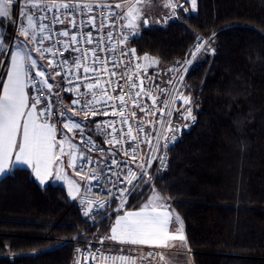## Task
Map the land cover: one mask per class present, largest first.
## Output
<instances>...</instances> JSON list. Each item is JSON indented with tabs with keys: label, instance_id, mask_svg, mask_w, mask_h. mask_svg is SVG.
<instances>
[{
	"label": "trees",
	"instance_id": "obj_1",
	"mask_svg": "<svg viewBox=\"0 0 264 264\" xmlns=\"http://www.w3.org/2000/svg\"><path fill=\"white\" fill-rule=\"evenodd\" d=\"M3 24L9 43L13 27ZM200 36L211 50L184 82L197 124L170 148L165 171L150 169L127 208L155 188L182 220L192 264H264V0H196L180 21L143 26L133 45L140 59L156 60L153 71L188 58ZM24 169L0 181V264H69L67 239L109 231L112 216L89 220L65 187L40 186Z\"/></svg>",
	"mask_w": 264,
	"mask_h": 264
},
{
	"label": "built area",
	"instance_id": "obj_2",
	"mask_svg": "<svg viewBox=\"0 0 264 264\" xmlns=\"http://www.w3.org/2000/svg\"><path fill=\"white\" fill-rule=\"evenodd\" d=\"M136 1L19 0L8 18L15 39L28 26L27 16L19 15L20 11L33 17L34 48L57 78V85L47 81L42 85L44 77L28 68L40 112L50 106V114L41 115L42 120L57 119L56 98L66 95L72 110L91 123L80 146L71 149L69 165L80 180L73 203L93 222L127 208L132 194L120 190L126 186L122 181L129 179L125 175L128 169L134 177L143 172V178L153 166L165 171L170 148L198 119L192 93L184 89V82L197 59L211 50L210 37H198L188 58L152 71L143 66L133 45L139 29L126 17ZM190 14L188 8H176L156 19L145 17L143 23L147 28L164 27ZM33 84L42 90L37 92ZM47 85L52 86L50 91ZM171 137L174 139H166ZM133 182L135 192L140 182ZM66 241L74 243L69 264H122L119 257L129 258L128 264H157L167 251L164 246L113 243L105 234Z\"/></svg>",
	"mask_w": 264,
	"mask_h": 264
},
{
	"label": "snow or ice",
	"instance_id": "obj_3",
	"mask_svg": "<svg viewBox=\"0 0 264 264\" xmlns=\"http://www.w3.org/2000/svg\"><path fill=\"white\" fill-rule=\"evenodd\" d=\"M14 3L18 4L19 0H0V17H11V7ZM191 4L193 9H195L196 0H191ZM19 15L27 16L28 25L29 27L32 26V16L28 15L24 10H21ZM12 22L15 23L14 20ZM25 32L26 29L22 28V34ZM63 34L66 35L67 33ZM9 55L11 56L12 67L8 73V82L3 87V95L0 96V174H6V169H8L10 162L13 167L17 165H29L34 171L35 177L43 183L44 177L51 174L50 166L53 163L52 150L56 145V141L53 135L54 128L46 122L38 123L37 118L33 116V111L36 109L37 104L40 103L38 97L32 98L31 110L25 111L28 108L25 87L29 79V72L26 66L30 62L31 68L37 69L36 76L41 78L45 76V72L38 68L36 60H30V58L21 55L19 52L14 55L9 52ZM40 83L43 85L47 82L46 80H41ZM32 87L36 88L37 92L42 90V88L37 87L35 84ZM47 87L50 91L52 86L47 85ZM132 87H135V84ZM121 99L123 98L121 97ZM188 102L185 99L184 103L187 104ZM78 103V101H73V104ZM47 114H50V106H45L39 113L42 116H47ZM95 114L93 112V115ZM60 115L65 116L71 122V117H68L67 113L62 112ZM85 115H87V112H85ZM21 118H25L22 125ZM68 126V124H65V127ZM71 127L80 128V124L71 122ZM21 129L22 139L17 143V136L21 132ZM166 139H174V137ZM16 149L18 151H16L13 160V151ZM160 162L163 164L162 158ZM114 163L116 162L114 161ZM141 168H143V165ZM125 175L129 176V179L126 182L122 181L126 186L120 190L121 193L135 194L134 189L136 185L133 181L135 180L136 183H139L143 178V172L140 177H134L132 170L128 169ZM149 208L151 209L150 211L148 210ZM85 214L88 215L87 212ZM176 220L180 225V229H182V222L179 221V217ZM168 223L169 214L167 212H158L156 206H153V202H150L149 205L145 206L144 210L135 213L129 212L124 217L117 219L116 227L112 229L113 235L111 239H118L121 243L131 245L159 244L160 241L167 238L183 240V236H169L167 231ZM118 259L121 260L122 264H128L129 262V258L127 257H119ZM130 264H134V261H131Z\"/></svg>",
	"mask_w": 264,
	"mask_h": 264
},
{
	"label": "rangeland",
	"instance_id": "obj_4",
	"mask_svg": "<svg viewBox=\"0 0 264 264\" xmlns=\"http://www.w3.org/2000/svg\"><path fill=\"white\" fill-rule=\"evenodd\" d=\"M138 1L139 0H137V2ZM126 17H129L128 23L130 25L131 24L133 25L134 21H132V19L130 18L129 13L126 15ZM0 18H4V17H0ZM0 21H2V23H0V39H1V35L3 33L4 20L0 19ZM5 22L8 24V18H5ZM137 24H140V23H137ZM4 29H5L4 33L6 34V27ZM24 29H26V32L24 34H22V30H20L16 38L15 39L11 38V41L9 43L3 40L4 44L0 46V72L2 71L5 72L8 62L9 60H11V56L9 55V52H11L12 55L19 52L21 55L30 58V60H36L38 68L45 72L44 79L47 82H48L47 79L52 80L55 82L54 85H57V78L55 77L54 70L51 68L48 62L43 61L40 58L39 54L34 48L32 26L29 27L28 25ZM150 59L152 58L142 57L141 63L143 64V66L154 67V65L156 64L154 62L155 60L154 59L150 60ZM28 66L31 67L30 62ZM55 108L57 110L58 117L55 121L50 122L49 124L52 125L57 130V134H58L57 143H58L59 149H60V141H63L65 143L64 155L59 159V167L62 169L63 171L62 173L65 174L66 176L67 184L69 185L68 193L70 197L72 198V196L75 194L76 189L78 187L79 178L75 174L74 169L69 165L70 151L71 149L76 148L80 145L81 137L83 136V134H86L90 130L91 123L88 121L87 118L73 111L70 106V102L68 100L65 103L62 101L57 102V104L55 103ZM62 112L67 113V116L71 117V122L79 123L80 128H72L71 122L65 116L60 115ZM65 124H68L69 126L65 127ZM154 197H155V200H154ZM150 202H153V206H156V208L162 207L164 209H168L169 211H171V213H173V219H171L172 229L177 231V220H176L177 214L171 208L170 202L168 201V199L162 196L155 188H152V191L149 194V196L141 203L139 207H128L125 210L113 215L112 216L113 225L115 224V227H116V220L121 217H124L129 212L135 213V212H140L144 210L145 206L149 205ZM148 210L150 211V208ZM180 221L182 222V220ZM148 244H156V243H148ZM164 247L170 250L169 253H172L173 250L171 251V249L177 248V242L175 243V241H173L169 245L164 246ZM185 247L186 245H184V248ZM167 254L168 253H166L165 255ZM157 264H192V263L189 258V255L186 252H183L180 254V258H177L176 256H173L170 258L167 257L163 259L160 258Z\"/></svg>",
	"mask_w": 264,
	"mask_h": 264
},
{
	"label": "crops",
	"instance_id": "obj_5",
	"mask_svg": "<svg viewBox=\"0 0 264 264\" xmlns=\"http://www.w3.org/2000/svg\"><path fill=\"white\" fill-rule=\"evenodd\" d=\"M191 6H192L191 0H141V1L139 0L138 2L136 1V3L131 5V7L127 11L126 15L129 13L130 18L132 19V21H134V24L133 25L131 24L132 26L137 27V29H141L144 26L143 19L145 17H148L150 19H156V18H159V17H161L162 15H164L166 13H169L170 11H172L173 9H176V8L180 9V8L183 7V8H188V9L191 10L193 8ZM128 18L129 17H127V21H128ZM0 19L1 20H5V18H0ZM137 23H140V24H137ZM4 28H5V26L3 25V33H2L1 39H0V46L3 45L4 41H5V33H4L5 29ZM150 60H152V59H150ZM154 62L156 63V60ZM7 67H6L5 72L4 71L0 72V82H2V83H0V96L3 95V87L8 82V73L10 72L11 67H12L11 60H9V62L7 64ZM29 67L30 66L27 65L26 69L28 70ZM52 79H53V77H52ZM54 79H55V77H54ZM47 80H48V83H50V84L52 83L51 85H54V83H55L54 81L49 80V79H47ZM25 94H26V96L28 98V108L25 110L27 112V111L31 110L32 98H33V91H32V88L29 85V80H27V83H26ZM59 101L60 102L62 101V102L65 103L67 101V99L64 96H58L56 98L55 103L57 104V102H59ZM39 113H40V108L37 105L36 109L33 111V116L37 118V122L38 123H45L42 120L41 115H39ZM24 119L25 118H21V125L23 124ZM47 124H49V123H47ZM52 128H54V127L52 126ZM53 135H54V138H55V141H56V145L54 146V148L52 150V152H53V163L50 166L51 167V174L44 177V182L43 183H41L39 181V179L35 177V173L32 170L31 166H29V165H17L15 167H13L11 162L8 165V169H6V174H0V181L13 168H26V169L31 171L35 181L40 186H45V185H47L49 183H52V184H59V185L65 187L69 199H71L73 201L74 198L76 197L78 191H79L80 180H79V184H78V187L76 189V192L71 198L69 193H68L69 185L67 184L66 176H65V174L62 173L63 171L59 167V159L60 158H59V146H58V143H57L58 134H57V130L55 128H54ZM21 139H22V129H21V132L18 133L17 143H19ZM16 151H18V149L13 151V160L15 158ZM157 211L158 212H167L169 214V223L167 225V231L169 233V236L170 237L183 236L184 239L180 240L178 238H167V239H164V240L160 241L159 244H157V243L156 244H147V245L142 244L141 246H167L171 242L175 241V243L177 242V248H172L171 249V251L173 250L172 253H169L170 250L167 249V251L164 253V255L161 258L162 259L163 258H167V257L170 258V257H173V256H176L177 258H180V254L183 253V252H186L189 255V258L191 260L192 252L189 249V246H188V243H187V240H186V236H185L184 228H183V223H182V229H180V225L177 222V231L173 230L172 229V223H171V219H173V213H171V211H169L168 209H164L162 207L157 208ZM177 217H179V216L177 215ZM180 220H181V218L179 219V221ZM113 227H115V224L113 225V222H112L109 231L105 235H106V237H107V239L109 241H111L113 243H121L118 239L117 240L111 239V237L113 235V233H112ZM184 245H186L185 248H184ZM166 253H168V254L165 255ZM191 263H192V260H191Z\"/></svg>",
	"mask_w": 264,
	"mask_h": 264
},
{
	"label": "water",
	"instance_id": "obj_6",
	"mask_svg": "<svg viewBox=\"0 0 264 264\" xmlns=\"http://www.w3.org/2000/svg\"><path fill=\"white\" fill-rule=\"evenodd\" d=\"M64 150H65V143L63 141H60L59 158H61L64 155Z\"/></svg>",
	"mask_w": 264,
	"mask_h": 264
}]
</instances>
